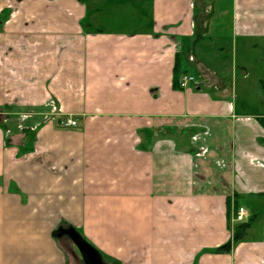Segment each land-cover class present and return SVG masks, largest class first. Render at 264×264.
Here are the masks:
<instances>
[{
	"label": "crops",
	"instance_id": "crops-1",
	"mask_svg": "<svg viewBox=\"0 0 264 264\" xmlns=\"http://www.w3.org/2000/svg\"><path fill=\"white\" fill-rule=\"evenodd\" d=\"M142 1L129 29L82 0H0V264H79L60 228L122 264H264V89L247 81L264 0ZM176 62L197 82L175 88Z\"/></svg>",
	"mask_w": 264,
	"mask_h": 264
},
{
	"label": "rangeland",
	"instance_id": "rangeland-1",
	"mask_svg": "<svg viewBox=\"0 0 264 264\" xmlns=\"http://www.w3.org/2000/svg\"><path fill=\"white\" fill-rule=\"evenodd\" d=\"M85 2L87 8L90 11L91 17L96 19L98 24H101L102 27L100 28H116V27H124L132 29V19L136 15H139L143 12L145 8V4L142 0H82ZM221 4L226 6L228 5V0H221ZM143 14V13H142ZM106 20L105 22H101L103 19ZM131 21V22H130ZM100 22V23H99ZM98 26V25H97ZM212 34L210 33L206 40H211ZM261 57L264 58V54L261 55L260 53L251 54L250 58L253 61L252 64L260 62ZM251 61V62H252ZM258 69H261L259 64H257ZM255 68L252 69L251 76L247 79L250 80L248 82L253 83L255 80L256 82L260 83V87L264 89V77H261L260 70ZM264 73V72H263ZM264 75V74H263ZM257 107L264 109V92L262 96L261 102L256 103ZM62 117L63 116H59ZM57 119V118H56ZM55 121L57 122V120ZM60 243L65 248L66 252L68 253V258L73 263L78 260L79 264H84L81 256V252L76 246L72 243L70 238L61 237ZM75 260V262H74Z\"/></svg>",
	"mask_w": 264,
	"mask_h": 264
},
{
	"label": "built area",
	"instance_id": "built-area-1",
	"mask_svg": "<svg viewBox=\"0 0 264 264\" xmlns=\"http://www.w3.org/2000/svg\"><path fill=\"white\" fill-rule=\"evenodd\" d=\"M197 77L189 72H183L181 76L179 77V82L180 85L183 88H186L189 86L190 83H196L197 82ZM54 112H60L59 108L54 106ZM57 122L55 121V118L52 119V122H56L59 124L61 127L65 128H76L78 127V120L71 116V115H64L63 118L56 119ZM247 211L245 210L244 207H239L237 209L236 215L234 216L235 221H243L246 217Z\"/></svg>",
	"mask_w": 264,
	"mask_h": 264
},
{
	"label": "trees",
	"instance_id": "trees-1",
	"mask_svg": "<svg viewBox=\"0 0 264 264\" xmlns=\"http://www.w3.org/2000/svg\"><path fill=\"white\" fill-rule=\"evenodd\" d=\"M188 70H185L184 72H187ZM174 72H175V78H174V87L178 88V89H182L183 87L180 85L179 82V76L181 73V63L180 62H176L175 67H174ZM0 111H2V109H0ZM6 117H4V114H0V126H2L3 121ZM29 136L28 133L26 132V137ZM58 232V231H57ZM56 232V235H57ZM79 233V232H78ZM80 235V239H82L83 241H85L86 243L90 244L95 250L96 253L102 257V264H122L120 261L116 260V259H112L111 257H108L106 255H103L101 253V251L95 246L93 245L88 239L87 237L83 236L82 233H79ZM61 237H59L60 240ZM72 241L73 244H75V241H73V239H70ZM79 249V248H78ZM80 250V249H79ZM81 252V256H82V260L84 264H93L90 259L86 256V254L82 251ZM78 261V260H77Z\"/></svg>",
	"mask_w": 264,
	"mask_h": 264
},
{
	"label": "water",
	"instance_id": "water-1",
	"mask_svg": "<svg viewBox=\"0 0 264 264\" xmlns=\"http://www.w3.org/2000/svg\"><path fill=\"white\" fill-rule=\"evenodd\" d=\"M59 230L61 231L60 234H69L75 241L80 251L84 252L91 261L96 262V250L90 244L79 238L80 235L77 230L74 228H60Z\"/></svg>",
	"mask_w": 264,
	"mask_h": 264
},
{
	"label": "flooded vegetation",
	"instance_id": "flooded-vegetation-1",
	"mask_svg": "<svg viewBox=\"0 0 264 264\" xmlns=\"http://www.w3.org/2000/svg\"><path fill=\"white\" fill-rule=\"evenodd\" d=\"M61 233V231H58L57 232V235L59 236V237H66V238H70V239H73L69 234H67V233H63V234H60ZM80 238V237H79ZM74 241V240H73ZM76 244V243H75ZM74 244V245H75ZM77 246V245H76ZM78 247V246H77ZM91 261V260H90ZM93 264H102V257H100L97 253H96V262H94V261H91Z\"/></svg>",
	"mask_w": 264,
	"mask_h": 264
}]
</instances>
